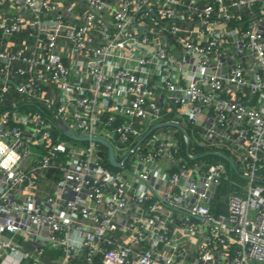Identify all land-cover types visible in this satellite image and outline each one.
<instances>
[{
    "label": "built area",
    "instance_id": "obj_1",
    "mask_svg": "<svg viewBox=\"0 0 264 264\" xmlns=\"http://www.w3.org/2000/svg\"><path fill=\"white\" fill-rule=\"evenodd\" d=\"M0 264H264V0H0Z\"/></svg>",
    "mask_w": 264,
    "mask_h": 264
},
{
    "label": "trees",
    "instance_id": "obj_2",
    "mask_svg": "<svg viewBox=\"0 0 264 264\" xmlns=\"http://www.w3.org/2000/svg\"><path fill=\"white\" fill-rule=\"evenodd\" d=\"M227 188H228L227 183H224V184H222V185L220 186V188H219V192H218V194H217V198H218V200H221V195L227 190ZM219 207H220V208H223V207H224L222 202H219ZM220 208H217L214 212H215L216 214H219V213L222 211Z\"/></svg>",
    "mask_w": 264,
    "mask_h": 264
},
{
    "label": "water",
    "instance_id": "obj_3",
    "mask_svg": "<svg viewBox=\"0 0 264 264\" xmlns=\"http://www.w3.org/2000/svg\"><path fill=\"white\" fill-rule=\"evenodd\" d=\"M97 141H99L100 143H102V144H104L105 146L108 147V149H109V157H108L109 158V162L113 166H119V164L116 163L115 160H114L113 151H112V148L110 147V145L107 142H105L104 140H101V139H97Z\"/></svg>",
    "mask_w": 264,
    "mask_h": 264
}]
</instances>
